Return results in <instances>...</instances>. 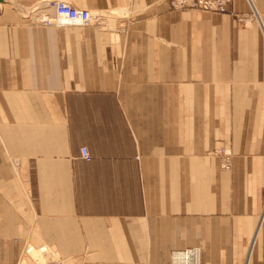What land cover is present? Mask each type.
<instances>
[{"label":"crops","instance_id":"1","mask_svg":"<svg viewBox=\"0 0 264 264\" xmlns=\"http://www.w3.org/2000/svg\"><path fill=\"white\" fill-rule=\"evenodd\" d=\"M67 1L121 19L38 27L0 0V264L40 247L169 264L191 246L201 264H264V0Z\"/></svg>","mask_w":264,"mask_h":264},{"label":"built area","instance_id":"2","mask_svg":"<svg viewBox=\"0 0 264 264\" xmlns=\"http://www.w3.org/2000/svg\"><path fill=\"white\" fill-rule=\"evenodd\" d=\"M172 9L175 10H197L203 12L227 13L230 12L232 0H168ZM102 17L100 11L95 13L89 9L80 8L67 0H42L34 6L32 11V22L47 27L51 25L66 24L88 26H100L103 20H96ZM240 18V17H239ZM242 19V18H240ZM219 155L220 166L223 170H230L232 154L228 149L215 150ZM80 157L89 159L90 154L86 146L80 147ZM41 258H34L35 264H66L65 259L57 257L56 252L46 247L37 249ZM28 253L31 252L27 248ZM169 264H201L200 246H191L184 249H175L170 252Z\"/></svg>","mask_w":264,"mask_h":264},{"label":"rangeland","instance_id":"3","mask_svg":"<svg viewBox=\"0 0 264 264\" xmlns=\"http://www.w3.org/2000/svg\"><path fill=\"white\" fill-rule=\"evenodd\" d=\"M11 4H12V8L17 12V14L19 15L20 18H22L24 20H29V23H31V24H33L35 26L41 27V26L35 24L34 22H32L33 19L31 18L32 17L33 8L38 3H36L33 6H22L20 4H17L16 2H14V0H11ZM90 11L93 12V13L96 12V11H93V10H90ZM189 11H197V10H189ZM201 12H203V11H201ZM107 13H108L107 11H101L102 17H100L99 19H96V20H103L102 25H100V26L99 25L98 26H96V25H88V26H91V27H94V28H102V29H105V30L112 29L113 26H110V22L109 21H114V23H115V20L121 19V18L117 17L118 15H116V14L113 15L112 17L107 16ZM119 15H124V14H119ZM251 15L252 16L255 15L254 11L251 12ZM240 21H242L243 24H246L248 22V21L246 22L245 20H240ZM81 27H87V25L86 26H81ZM33 258H35V257H33ZM245 263L248 264V261L245 262Z\"/></svg>","mask_w":264,"mask_h":264},{"label":"bare ground","instance_id":"4","mask_svg":"<svg viewBox=\"0 0 264 264\" xmlns=\"http://www.w3.org/2000/svg\"><path fill=\"white\" fill-rule=\"evenodd\" d=\"M66 23H67V22L65 21V23H63V25H65ZM76 26H78V25H76ZM38 256H39V255H38ZM38 256H37V257H38ZM39 258H41L42 260H44V258H42L41 255L39 256Z\"/></svg>","mask_w":264,"mask_h":264}]
</instances>
